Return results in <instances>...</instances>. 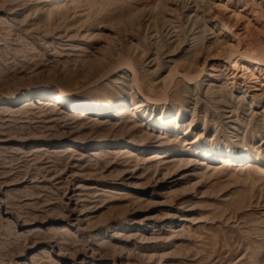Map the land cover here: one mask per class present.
Returning <instances> with one entry per match:
<instances>
[{
  "label": "rangeland",
  "instance_id": "obj_1",
  "mask_svg": "<svg viewBox=\"0 0 264 264\" xmlns=\"http://www.w3.org/2000/svg\"><path fill=\"white\" fill-rule=\"evenodd\" d=\"M0 264H264V0H0Z\"/></svg>",
  "mask_w": 264,
  "mask_h": 264
},
{
  "label": "bare ground",
  "instance_id": "obj_2",
  "mask_svg": "<svg viewBox=\"0 0 264 264\" xmlns=\"http://www.w3.org/2000/svg\"><path fill=\"white\" fill-rule=\"evenodd\" d=\"M235 67H236V66H235ZM45 91H46V89H45ZM50 92H51V91H50ZM47 93H48V92H47ZM60 98H61V97H60ZM60 100H61V99H60ZM135 107H137V106H135ZM147 122L149 123V122H150V120L148 119V120H147Z\"/></svg>",
  "mask_w": 264,
  "mask_h": 264
}]
</instances>
